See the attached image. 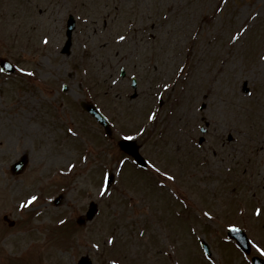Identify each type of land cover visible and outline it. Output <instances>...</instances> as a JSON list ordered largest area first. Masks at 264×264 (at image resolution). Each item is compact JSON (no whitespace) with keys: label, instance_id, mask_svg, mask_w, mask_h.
Here are the masks:
<instances>
[{"label":"rangeland","instance_id":"1","mask_svg":"<svg viewBox=\"0 0 264 264\" xmlns=\"http://www.w3.org/2000/svg\"><path fill=\"white\" fill-rule=\"evenodd\" d=\"M1 57L18 70H0V264H251L236 219L264 257V0H0Z\"/></svg>","mask_w":264,"mask_h":264},{"label":"water","instance_id":"2","mask_svg":"<svg viewBox=\"0 0 264 264\" xmlns=\"http://www.w3.org/2000/svg\"><path fill=\"white\" fill-rule=\"evenodd\" d=\"M75 27V21L73 18L70 19L69 21V25H68V40L65 44V47H64V51H68L69 48H70V45H71V37H72V31H73V28ZM0 65L2 67L3 70L7 71V72H13L15 71V66L6 58H1L0 59ZM83 106L91 111V113L97 117V119L105 125L106 127V130L108 133H110L111 129L109 127V122L107 121L106 117L95 107L93 106L92 104H87V103H83ZM120 146L125 150L127 151L128 153H130L131 155H133L136 160L141 163V164H145V160L144 158L142 157V155L139 153V147L136 143V141L134 140H130V139H123L121 142H120ZM28 161V155L27 154H24L21 159L17 162H14L12 164V171L14 173H19L23 170V168L25 167L26 163ZM114 179V176L113 174H109V177H108V185H110L112 183ZM60 202V197H58L56 199V203H59ZM94 211L93 210H90L89 211V217H91L93 215ZM234 231L236 233H234ZM240 232V233H239ZM242 232V233H241ZM230 234L231 235H235L237 236L238 235H241L243 237H245V233L239 229H236V230H233L231 229L230 230ZM243 242V248L244 249H247L249 250V243H248V240L247 239H244L243 241H241V243ZM254 262L255 264H264V260L259 258V257H255L254 258ZM79 264H90V261L83 257Z\"/></svg>","mask_w":264,"mask_h":264},{"label":"snow or ice","instance_id":"3","mask_svg":"<svg viewBox=\"0 0 264 264\" xmlns=\"http://www.w3.org/2000/svg\"><path fill=\"white\" fill-rule=\"evenodd\" d=\"M238 36H239V34H237V37H238ZM119 39L124 40L125 37L120 36ZM45 43H47V39H45ZM21 71H24V69H21ZM164 87H168V85L165 84ZM155 118H156V113L153 112V113L149 116V119H155ZM69 131H71V129H69ZM129 139H131V137H129ZM153 167H155V166H153ZM165 175H167V173H165ZM107 191H108V187H107V184H105L104 189H103V191L101 192V195H104ZM36 199H37V197L32 196L31 199L28 201V203H32V202L35 201ZM22 206H23V205H22ZM259 212H260V209H257V214H259ZM233 230H236L235 227H233ZM257 247H258L259 251H260L262 254H264V248H261L259 245H257Z\"/></svg>","mask_w":264,"mask_h":264}]
</instances>
